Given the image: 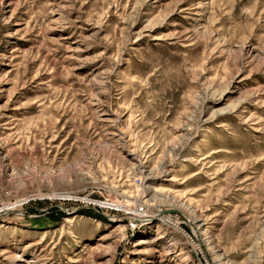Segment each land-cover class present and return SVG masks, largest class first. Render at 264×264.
<instances>
[{
    "label": "rangeland",
    "instance_id": "374dc122",
    "mask_svg": "<svg viewBox=\"0 0 264 264\" xmlns=\"http://www.w3.org/2000/svg\"><path fill=\"white\" fill-rule=\"evenodd\" d=\"M0 264H264V0H0Z\"/></svg>",
    "mask_w": 264,
    "mask_h": 264
}]
</instances>
